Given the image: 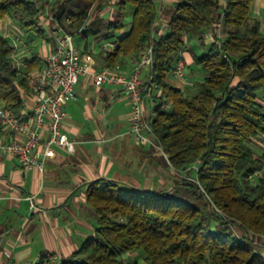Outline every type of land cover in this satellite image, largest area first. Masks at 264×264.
<instances>
[{
	"label": "trees",
	"instance_id": "trees-1",
	"mask_svg": "<svg viewBox=\"0 0 264 264\" xmlns=\"http://www.w3.org/2000/svg\"><path fill=\"white\" fill-rule=\"evenodd\" d=\"M105 1L57 0L49 11L68 33L87 23L82 36L90 32L112 41L105 67L117 68L121 57L137 59L151 47L149 87L151 94L160 91L150 120L157 146L209 217L178 199L176 187L152 192L98 178L85 189L97 217L94 234L59 264H264V149L255 155L250 147L264 136V32L250 16L253 0H175L166 33L155 31L159 9L152 0H114L113 18L92 22L89 8L98 11ZM43 10L35 0H0V19L39 35ZM217 29L221 37L214 34L207 49L191 52L202 80L190 90L169 84L176 64L186 66V37L202 42ZM11 51L0 35V103L22 117L21 93L28 91L10 62ZM189 171L195 173L191 182L182 175ZM44 255L36 264H49Z\"/></svg>",
	"mask_w": 264,
	"mask_h": 264
},
{
	"label": "crops",
	"instance_id": "crops-1",
	"mask_svg": "<svg viewBox=\"0 0 264 264\" xmlns=\"http://www.w3.org/2000/svg\"><path fill=\"white\" fill-rule=\"evenodd\" d=\"M55 1L49 2L52 5ZM113 1L109 0L108 5L105 1L98 11H94L93 6L89 8L91 21L111 20L116 12ZM152 1L162 17L156 23L155 31L166 33L167 12L175 0ZM44 12L45 9L38 18L42 36L26 31L13 19H0V35L9 41H20L17 57L21 58L28 52L31 57L28 62L33 64L30 70L40 67L42 58L54 47L55 33L67 32L65 27L59 26L56 31L54 23L58 24L49 9L50 15L45 16ZM104 15H108V19H104ZM250 16L258 21L260 30L264 32V0L252 1ZM64 24L67 26L70 21L66 20ZM214 34L222 36L220 29L210 31L204 35L203 43L198 41V47L190 48V52L200 54L206 41L211 42ZM75 44L83 63L85 55L91 56V71L105 67V54L112 51L110 45H114L112 41L90 32L76 36ZM182 56L186 65L183 76L172 75L167 82L176 88L190 90L202 80L203 74L192 65L189 52H183ZM135 61V56L130 54L121 57L116 66L121 72L128 73ZM159 94L160 91L153 88L152 94L143 98L147 119L154 115ZM21 97L23 104L27 105L26 93H21ZM129 110L119 86L95 87L91 73H87L78 80L75 99L63 106L65 119L62 131L73 143L72 149L50 146L51 155L44 158L46 146L40 142L37 153L38 159L44 158V166L30 170H22L14 156L0 154V264H36L44 253L65 259L85 239L92 237L97 217L86 201L85 189L95 179L115 180L144 191L159 192L163 189V175L159 176L149 165L153 163L148 158L149 147L136 144L126 135ZM10 138L0 129L1 140L6 142ZM134 157L142 158L132 167ZM29 197L33 198L34 207Z\"/></svg>",
	"mask_w": 264,
	"mask_h": 264
},
{
	"label": "built area",
	"instance_id": "built-area-1",
	"mask_svg": "<svg viewBox=\"0 0 264 264\" xmlns=\"http://www.w3.org/2000/svg\"><path fill=\"white\" fill-rule=\"evenodd\" d=\"M161 20L162 17L158 13L155 26ZM86 25L87 23L73 33H68L58 32V25L54 23L57 31L54 35V47L42 58L40 67L34 70H26L31 58L28 52L21 58L17 57L20 41L10 39L12 51L9 59L13 68L26 83L28 104H23V116L17 117L0 103V129L11 137L6 142L0 139V154L17 158L22 170L41 169L45 163L44 158L51 155L50 146L67 150L73 148V143L62 131L65 119L63 106L75 99L78 80L87 73H91L95 87L115 85L121 88L130 106L127 137L138 145H154L155 137L150 124L151 119H147L143 111V97L151 94L149 87L152 78L151 47H147L139 55L128 73L108 67L91 71L90 67L93 64L91 56L85 55L83 63L74 42L75 36H82ZM110 48L113 49L114 45H110ZM144 72H146L145 75ZM183 74L184 64L179 61L172 75L182 77ZM40 142L46 146L43 159H38L37 148ZM156 148L166 159L161 148L158 146ZM28 199L34 207L33 198ZM261 241H264V237H261ZM44 256L49 264H59L61 260L51 253H45Z\"/></svg>",
	"mask_w": 264,
	"mask_h": 264
},
{
	"label": "rangeland",
	"instance_id": "rangeland-1",
	"mask_svg": "<svg viewBox=\"0 0 264 264\" xmlns=\"http://www.w3.org/2000/svg\"><path fill=\"white\" fill-rule=\"evenodd\" d=\"M49 1H54V0H35V2L37 3L38 6L44 7V9H45L44 15L45 16L50 15V13L48 12V9L50 8V5L52 2L50 3ZM108 1L109 0H106V4ZM104 16H105L104 19H108V17H107L108 15H104ZM128 28H129V25H128V22H126L125 27L122 31L126 32L128 30ZM75 37H74V42H75ZM209 43H210V41H206L205 46L202 48V50L207 49ZM197 47H198L197 36L196 35H188L186 37V48H187L186 52H189L191 54L190 48L196 49ZM184 72H185V66H184ZM147 97H148V95L145 96V98H147ZM129 108H130V106H129ZM146 108L148 109L147 105H146ZM129 112H130V110H129ZM153 143H154V145H147L149 147L148 152L150 154V156L148 157L150 159L149 161L153 162V163L151 162L152 164H149V165L155 169L154 171L157 172L159 174V176L163 175L165 185L163 186V189H161V190H171L173 187H176L178 199L186 201L190 204H193L195 206L200 207L204 211V213L208 216V209L205 207L204 202L200 199H196L193 196V188L192 187H190L189 185L185 186L184 184H180V182L182 181L181 178H179L180 174L172 172L171 167L167 164L164 157L159 153L158 149L156 148L157 143H156L155 139H153ZM250 147L253 149L255 155H258L261 152V150L264 149V136H261L255 140H253V142L250 143ZM141 158L142 157H139L137 159L136 157H134L131 166L134 167V165L136 164V161L141 160ZM182 175L187 179V182H191V180H194L195 173H194V171H189L188 173L187 172L182 173ZM87 207H89V206L87 205ZM211 220L213 221V224H216V220H215V218H212V216H211ZM232 229L237 235L240 234V232L237 230L236 227H233ZM134 256H135V254H132L131 256H127L125 258V260L128 261L130 258H132ZM137 260L140 261L139 258Z\"/></svg>",
	"mask_w": 264,
	"mask_h": 264
},
{
	"label": "water",
	"instance_id": "water-1",
	"mask_svg": "<svg viewBox=\"0 0 264 264\" xmlns=\"http://www.w3.org/2000/svg\"><path fill=\"white\" fill-rule=\"evenodd\" d=\"M78 194H79V192H78Z\"/></svg>",
	"mask_w": 264,
	"mask_h": 264
}]
</instances>
